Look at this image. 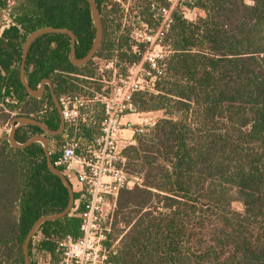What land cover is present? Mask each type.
<instances>
[{
	"label": "trees",
	"instance_id": "obj_1",
	"mask_svg": "<svg viewBox=\"0 0 264 264\" xmlns=\"http://www.w3.org/2000/svg\"><path fill=\"white\" fill-rule=\"evenodd\" d=\"M95 2L100 7L101 0ZM142 7L150 17V6ZM185 7L200 14L188 19L173 11L166 37L173 52L158 92L134 95L139 111L164 110V117L123 150L127 172L141 182L117 197L109 260L264 264V0H187ZM4 12L9 21L0 33V125L29 115L57 130L61 119L51 93L33 97L21 82L24 43L36 29L68 27L76 35L74 55L83 57L96 32L90 5L0 0L1 19ZM120 25L114 17L104 20L95 56L113 49L111 35ZM70 46L64 33H48L31 44L26 63L31 87L48 78L58 96L79 88L87 76L82 69L92 60L74 65ZM45 105L48 110L38 114ZM43 133L37 125H22L16 139ZM61 134L54 135L57 146ZM60 154L61 148L51 152L54 163ZM68 200L67 187L48 168L42 143L16 148L0 134V264H24L23 243L33 224L62 212ZM81 213L72 210L37 229L29 246L31 264H38L35 256L55 258L62 237L81 235Z\"/></svg>",
	"mask_w": 264,
	"mask_h": 264
},
{
	"label": "built area",
	"instance_id": "obj_2",
	"mask_svg": "<svg viewBox=\"0 0 264 264\" xmlns=\"http://www.w3.org/2000/svg\"><path fill=\"white\" fill-rule=\"evenodd\" d=\"M8 21V13L4 12V18H0V33ZM170 21L173 22V16ZM152 43L163 47L170 55L159 52L146 57V53L138 63L125 61L124 70L114 67L108 77L102 73L104 86L100 91L64 92L58 96L65 129L61 154L55 164L64 168L70 180L72 174L76 181L73 186L78 197L72 210L82 209L81 235L62 237L57 256H48L38 264H115L109 260L107 246L113 216L111 213L106 217L105 207L111 202L115 206L120 191L139 182V177L131 176L125 168L123 131L132 129L133 123L123 122V119L137 113L134 103L137 92H158L157 85L167 76L173 52L162 29ZM48 108L45 105L38 114H44ZM92 128L96 130L89 133ZM134 132L148 131L140 127L132 130Z\"/></svg>",
	"mask_w": 264,
	"mask_h": 264
},
{
	"label": "rangeland",
	"instance_id": "obj_3",
	"mask_svg": "<svg viewBox=\"0 0 264 264\" xmlns=\"http://www.w3.org/2000/svg\"><path fill=\"white\" fill-rule=\"evenodd\" d=\"M186 1L187 0H170L168 11L161 6L159 9L158 7H152L149 11V13H151L150 17H147L145 7H142L143 4L139 1L136 2V5L133 0L126 3V5H123L124 14L127 16L125 17L124 15L120 28L117 31H112L111 38L113 40L112 42H114L113 49L111 51L104 49L100 56H95L92 59V63L88 67L82 69L81 73L87 76L82 78L83 81L79 83V88L68 92L91 94L93 91H100L104 86L102 73L108 77L111 75L112 68L114 67L124 70L126 66H123V63L125 61H136V63H138L144 59L146 53H148L146 57H149L151 53L156 54L159 52L164 55L169 53L170 55L169 51H166V49L156 43H152V40H154L160 29L165 31L167 37L170 28V26L168 27V24L171 23L170 20L172 19V13L174 10H180L188 19H195L200 14L198 9H187L185 7ZM153 14H156V16L153 17ZM149 38L151 40H148ZM118 43L122 44L118 45ZM101 69H103V72H101ZM48 92H50V90L47 85L45 93ZM163 112L164 110L139 111L137 109V113L126 116L123 119V122L131 121L133 126L132 129L123 131V137L125 139L123 140L122 145L124 148L135 143V136L137 134L135 132L132 133V130L142 127L144 128V132L149 131L147 129L154 127L156 122L164 117ZM12 119L8 123L0 125L1 136L6 135L8 137ZM95 130V128L89 129V133H92ZM131 134L132 139L130 136ZM49 138L54 139V135H49ZM53 144L56 148H61V146H57L56 140H54ZM70 176L71 180L76 184L74 176L72 174H70ZM137 181L141 182L139 179H137ZM234 207L237 210L242 208L238 202L234 203ZM114 208L115 206L112 202L105 207L106 217L111 215ZM117 243L118 241L116 240L114 245H117ZM35 260H37L38 263L43 261L42 259L37 258V256H35Z\"/></svg>",
	"mask_w": 264,
	"mask_h": 264
},
{
	"label": "water",
	"instance_id": "obj_4",
	"mask_svg": "<svg viewBox=\"0 0 264 264\" xmlns=\"http://www.w3.org/2000/svg\"><path fill=\"white\" fill-rule=\"evenodd\" d=\"M87 1L90 5L91 16H92L93 23L95 25L96 32H95V38H94V41H93L91 48L83 57H76L74 55L75 49H76V35H75L74 31L68 27L48 26V27H42V28L36 29V30H34L28 34V36L26 37L25 43H24V47H23L22 61H21V66H20L21 82L25 86L28 93L31 96L37 97V98L43 97L45 94V90H46L47 85L49 86V90H50V93L52 96L53 103H54V105H55V107H56V109L60 115L61 123H60V127L57 130H51L43 121H41L40 119H38L36 117L29 116V115L16 116L11 121V129H10L9 134H8V141L10 142V144L13 147H16V148H25L34 142L42 143V145L44 147L47 165H48L49 170L53 174L57 175L62 180V182L67 187V190L69 193L68 204L62 212L57 213V214L41 216L33 224L31 230L27 234V236L24 240V243H23L24 264H31L29 246H30V242H31L33 236L35 235L37 229L43 223H45L47 221L57 220V219H60L64 216L68 215L72 211V209L74 207L75 199H76V194H75V189H74L73 183L67 177V175L64 172H62L58 168V166L53 162L51 152L49 149V135L61 134V133H63V131L65 129V122H64V118L62 116V109H61V106L59 104L58 95L54 91L53 84H52L51 80H49L48 78H44L40 82L38 88L34 89L33 87H31V85L28 82L27 76H26V63H27L28 53H29V49H30L31 44L36 39H38L39 37H41L45 34H48V33H64V34H67L71 39L69 58L74 65L83 66V65L87 64L90 60H92L94 58L95 54L97 53L100 45H101L103 35H104V26H103V21H102V17H101L99 7H98L97 3L95 2V0H87ZM30 124L39 126L43 130L44 133L40 134V135H34V136L30 137L29 139H27L25 142L17 141V139H16L17 129L22 125H30Z\"/></svg>",
	"mask_w": 264,
	"mask_h": 264
},
{
	"label": "flooded vegetation",
	"instance_id": "obj_5",
	"mask_svg": "<svg viewBox=\"0 0 264 264\" xmlns=\"http://www.w3.org/2000/svg\"><path fill=\"white\" fill-rule=\"evenodd\" d=\"M139 0H133V2L136 5V2H138ZM169 1L170 0H145L144 2H141L143 5H149L150 6V10L152 7H163V9H166L168 11L169 8ZM131 2V0H101L100 3V13H101V17H102V21L104 22L105 19H107V17H114L116 19V21L121 22L124 19V10H123V5H126V3ZM114 10V14H112V11ZM110 13V15H108ZM131 13V12H130ZM127 15H125L126 17ZM153 17L156 16V14L152 15Z\"/></svg>",
	"mask_w": 264,
	"mask_h": 264
},
{
	"label": "crops",
	"instance_id": "obj_6",
	"mask_svg": "<svg viewBox=\"0 0 264 264\" xmlns=\"http://www.w3.org/2000/svg\"><path fill=\"white\" fill-rule=\"evenodd\" d=\"M127 116H129V115H127ZM130 136H131V139H132V134ZM53 142H54V139H50L49 138V149H50V152H53V151H55L57 149L56 146L53 144ZM71 182L74 183L73 181H71Z\"/></svg>",
	"mask_w": 264,
	"mask_h": 264
}]
</instances>
